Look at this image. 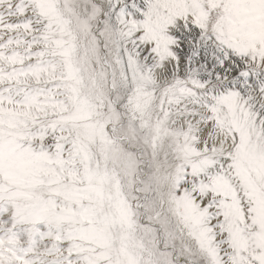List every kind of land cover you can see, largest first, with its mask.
I'll return each instance as SVG.
<instances>
[{"label":"snow or ice","instance_id":"1","mask_svg":"<svg viewBox=\"0 0 264 264\" xmlns=\"http://www.w3.org/2000/svg\"><path fill=\"white\" fill-rule=\"evenodd\" d=\"M0 264H264V0H0Z\"/></svg>","mask_w":264,"mask_h":264}]
</instances>
